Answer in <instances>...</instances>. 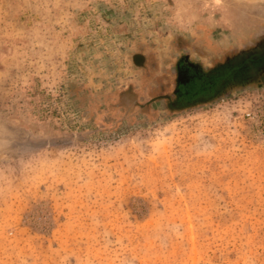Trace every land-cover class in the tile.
Here are the masks:
<instances>
[{"label":"rangeland","instance_id":"obj_1","mask_svg":"<svg viewBox=\"0 0 264 264\" xmlns=\"http://www.w3.org/2000/svg\"><path fill=\"white\" fill-rule=\"evenodd\" d=\"M264 0H0V264H264V77L171 110Z\"/></svg>","mask_w":264,"mask_h":264},{"label":"flooded vegetation","instance_id":"obj_2","mask_svg":"<svg viewBox=\"0 0 264 264\" xmlns=\"http://www.w3.org/2000/svg\"><path fill=\"white\" fill-rule=\"evenodd\" d=\"M245 42L242 47L231 51L233 55L204 69L199 63L185 55L175 66L174 87L163 94L168 109H187L205 104L219 97L230 85L264 77V27ZM213 61V62H212Z\"/></svg>","mask_w":264,"mask_h":264}]
</instances>
